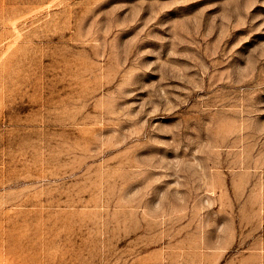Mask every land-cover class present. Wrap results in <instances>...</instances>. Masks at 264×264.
<instances>
[{"label":"rangeland","instance_id":"obj_1","mask_svg":"<svg viewBox=\"0 0 264 264\" xmlns=\"http://www.w3.org/2000/svg\"><path fill=\"white\" fill-rule=\"evenodd\" d=\"M0 264H264V0H0Z\"/></svg>","mask_w":264,"mask_h":264}]
</instances>
